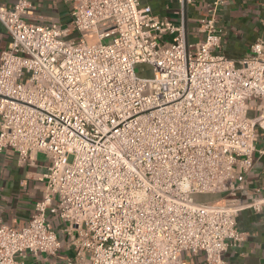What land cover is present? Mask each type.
<instances>
[{"label":"built area","instance_id":"1","mask_svg":"<svg viewBox=\"0 0 264 264\" xmlns=\"http://www.w3.org/2000/svg\"><path fill=\"white\" fill-rule=\"evenodd\" d=\"M71 2L65 27L30 22V0L0 6V152L48 162L31 219L0 226V264L55 257L59 232L66 264H185L182 253L227 264L246 236L237 213L264 212L245 187L264 156V41L239 60L216 53L225 0L194 44L139 0Z\"/></svg>","mask_w":264,"mask_h":264},{"label":"crops","instance_id":"2","mask_svg":"<svg viewBox=\"0 0 264 264\" xmlns=\"http://www.w3.org/2000/svg\"><path fill=\"white\" fill-rule=\"evenodd\" d=\"M33 10L30 22L35 24L57 23L67 26L72 9L71 0H30ZM212 0H139L140 6H149L161 20L175 25L183 24L189 44L201 41L199 19L206 14ZM15 0H0V6L9 7ZM216 26L221 34V48L216 53L227 59L239 60L258 39L264 41V0H225L217 14ZM76 37V35H74ZM9 34L0 24V53L9 42ZM255 111L252 112V115ZM264 146V137L256 143L257 149ZM253 170L246 177L247 194L260 197L264 180V156L254 155ZM47 159L42 154L35 156L32 164H22L11 149L0 152V226L22 227L34 214L35 204L41 199V184L38 179L46 173ZM215 196L204 201H221ZM53 227L59 232L58 219L49 216ZM60 226V227H59ZM236 227L245 233L244 241L236 248H229L223 255L227 264H264V212L256 214L248 209L237 213ZM62 245L55 257L26 252L24 264H66L73 255L58 233ZM185 264H206L203 253H182Z\"/></svg>","mask_w":264,"mask_h":264},{"label":"rangeland","instance_id":"3","mask_svg":"<svg viewBox=\"0 0 264 264\" xmlns=\"http://www.w3.org/2000/svg\"><path fill=\"white\" fill-rule=\"evenodd\" d=\"M107 41V40H106ZM106 41H104V42H106ZM142 69H144V70H148L146 67H144V66H140L139 67V70H142ZM145 76H147V75H145ZM71 161V158H69V162ZM213 197H215V196H213V195H196V196H194V199L196 200V201H204V200H207V199H212ZM55 218V217H54ZM58 225H60L61 226V221L60 220H58ZM59 226V227H60Z\"/></svg>","mask_w":264,"mask_h":264}]
</instances>
